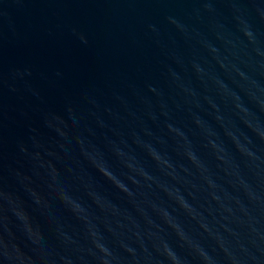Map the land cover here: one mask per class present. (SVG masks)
Listing matches in <instances>:
<instances>
[{
  "label": "water",
  "instance_id": "water-1",
  "mask_svg": "<svg viewBox=\"0 0 264 264\" xmlns=\"http://www.w3.org/2000/svg\"><path fill=\"white\" fill-rule=\"evenodd\" d=\"M0 264H264V0H0Z\"/></svg>",
  "mask_w": 264,
  "mask_h": 264
}]
</instances>
